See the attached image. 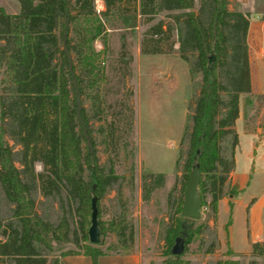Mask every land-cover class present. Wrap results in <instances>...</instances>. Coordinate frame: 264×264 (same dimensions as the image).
Wrapping results in <instances>:
<instances>
[{"label": "trees", "instance_id": "16d2710c", "mask_svg": "<svg viewBox=\"0 0 264 264\" xmlns=\"http://www.w3.org/2000/svg\"><path fill=\"white\" fill-rule=\"evenodd\" d=\"M13 1L17 13L0 8V263L62 264L63 257L83 256L97 264L100 256L129 254L115 251L125 238L124 213L106 224L98 221L99 205L108 193L120 198V177L100 162L96 137L104 146V125L93 127L94 115L84 100L89 89H99L104 24L114 16L131 18V23L122 20L120 29H125L137 17L149 22L163 15L167 21L159 19L148 27L140 54H171L177 44L189 76H199L182 135L179 197L162 227L163 241L173 246L161 264H188L179 257L201 229H208L193 227L195 219L180 215L191 168L199 171L200 209L209 197L215 213L222 197L237 194L234 187L228 189V176L237 145L238 97L250 92L248 14L229 10L228 0H197L196 9V0H100L99 12L95 0ZM96 40L101 51L93 48ZM107 133L112 136L110 124ZM92 198L96 245L87 236ZM108 233L115 235V244L105 242ZM177 240L179 255L172 253ZM261 246L258 251L260 246L252 245L253 257L264 255ZM210 253L212 249L206 251Z\"/></svg>", "mask_w": 264, "mask_h": 264}, {"label": "rangeland", "instance_id": "374dc122", "mask_svg": "<svg viewBox=\"0 0 264 264\" xmlns=\"http://www.w3.org/2000/svg\"><path fill=\"white\" fill-rule=\"evenodd\" d=\"M93 4L95 12L103 10L101 1L95 0ZM0 8L7 14L14 10L17 13L18 4L0 0ZM159 19L167 21L163 15L149 22L137 17L133 27L120 29L122 20L131 23L132 19L114 16L104 24L100 38L104 49L97 76L99 89H89L84 100L90 115H94L93 127L104 125V146L100 144L101 138L96 137L100 162L111 165L120 177V198H114L113 191L108 193L99 205L98 221L106 224L115 214L123 212L125 238L115 251L137 253L141 264H161L170 257L167 252L173 244L168 246L163 241L162 227L179 197L183 162L179 154L185 148L182 135L189 113L187 107L199 82V76H189L187 64L178 56L177 44L171 54H140V43L147 38L148 27ZM93 48L102 50L100 40L93 42ZM252 78L255 85L254 71ZM244 105L248 119L264 113V101L258 96L246 97ZM108 124L112 136L107 133ZM35 170H39L38 165ZM209 200L207 197L206 205L192 221L193 227L207 225L208 229H201L191 239L179 259L188 264H215L224 260L264 264V255L250 259L225 252L223 233L227 218L218 215L217 206L212 212ZM105 242L115 244V235L108 233ZM65 249L74 248L66 245ZM209 249L212 253L206 254ZM261 249L262 246L258 251Z\"/></svg>", "mask_w": 264, "mask_h": 264}, {"label": "crops", "instance_id": "0c3cea01", "mask_svg": "<svg viewBox=\"0 0 264 264\" xmlns=\"http://www.w3.org/2000/svg\"><path fill=\"white\" fill-rule=\"evenodd\" d=\"M228 9L248 14L246 45L250 92L239 95L238 116L234 122L237 145L228 186L234 187L237 194L220 199L217 211L221 218H227L223 233L225 252L251 259L252 245L264 244V113L252 117L254 120L246 118L244 99L258 96L264 101V18H261L264 17V0H228ZM15 13L14 10L9 14ZM61 263L91 264V261L88 257L67 256ZM97 264H141V259L137 253L110 254L98 257Z\"/></svg>", "mask_w": 264, "mask_h": 264}, {"label": "water", "instance_id": "95a60500", "mask_svg": "<svg viewBox=\"0 0 264 264\" xmlns=\"http://www.w3.org/2000/svg\"><path fill=\"white\" fill-rule=\"evenodd\" d=\"M199 183V171L197 166H193L186 179L182 191V201L180 206V215L187 219H196L199 215L200 203L197 196V185ZM90 226L87 231L88 241L96 245L99 242V231L96 220L95 198L90 203ZM182 251L181 241L177 240L172 249V253L179 255Z\"/></svg>", "mask_w": 264, "mask_h": 264}, {"label": "bare ground", "instance_id": "6f19581e", "mask_svg": "<svg viewBox=\"0 0 264 264\" xmlns=\"http://www.w3.org/2000/svg\"><path fill=\"white\" fill-rule=\"evenodd\" d=\"M98 3V2H97ZM98 9H101V6L98 4Z\"/></svg>", "mask_w": 264, "mask_h": 264}]
</instances>
